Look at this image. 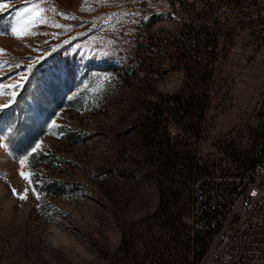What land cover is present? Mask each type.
Returning <instances> with one entry per match:
<instances>
[{
	"label": "rangeland",
	"instance_id": "rangeland-1",
	"mask_svg": "<svg viewBox=\"0 0 264 264\" xmlns=\"http://www.w3.org/2000/svg\"><path fill=\"white\" fill-rule=\"evenodd\" d=\"M0 5V264H172L189 221L192 174L249 166L264 137V41L249 30L232 35L199 133L172 120L171 142L193 167L167 179L133 125L142 104L186 82L181 71H162L168 62L153 42L179 26L172 0ZM149 57L144 80L118 71ZM167 184L178 187L170 202L182 222L174 227L154 216Z\"/></svg>",
	"mask_w": 264,
	"mask_h": 264
},
{
	"label": "trees",
	"instance_id": "trees-1",
	"mask_svg": "<svg viewBox=\"0 0 264 264\" xmlns=\"http://www.w3.org/2000/svg\"><path fill=\"white\" fill-rule=\"evenodd\" d=\"M172 4L177 6L176 12L183 15L179 26L153 42L162 48L158 51L159 57L168 62L162 71H181L186 82L179 92L142 104L133 125L140 136V147L157 160V172L167 179H173L181 171L189 174L193 167L189 155L171 142L172 120L181 131L191 127L199 133V118L206 111L205 99L210 94L214 71L225 59L232 35L239 30H249L264 41V0H172ZM153 59H130L120 64L118 71L127 78L144 80L146 74L152 72ZM159 192L154 216L162 218V225H180L182 213L170 202L178 195V187L167 184L165 189L160 187ZM127 239L124 235L119 246L125 255L129 248ZM165 244L168 252L171 247Z\"/></svg>",
	"mask_w": 264,
	"mask_h": 264
},
{
	"label": "built area",
	"instance_id": "built-area-1",
	"mask_svg": "<svg viewBox=\"0 0 264 264\" xmlns=\"http://www.w3.org/2000/svg\"><path fill=\"white\" fill-rule=\"evenodd\" d=\"M190 196L172 264H264V137L249 166L194 172Z\"/></svg>",
	"mask_w": 264,
	"mask_h": 264
},
{
	"label": "snow or ice",
	"instance_id": "snow-or-ice-1",
	"mask_svg": "<svg viewBox=\"0 0 264 264\" xmlns=\"http://www.w3.org/2000/svg\"><path fill=\"white\" fill-rule=\"evenodd\" d=\"M0 6H2V5H0ZM33 7L35 8V6H33ZM29 32H30V28H27V27H26V29H25L24 31L19 32V33H17V30H16L15 27L13 28V33H14V34H17V35H19V36L27 35V34H29ZM0 51H3V49H0ZM10 87L15 88L16 85H11ZM13 94H14V93H13ZM5 107H7V105H0V109L5 108ZM53 123H54V122H53ZM37 147H39V145H37ZM33 151H35V148L33 149ZM21 174L23 175V173H21ZM27 178H28V177H26V179H27ZM22 198H26V197H22Z\"/></svg>",
	"mask_w": 264,
	"mask_h": 264
}]
</instances>
